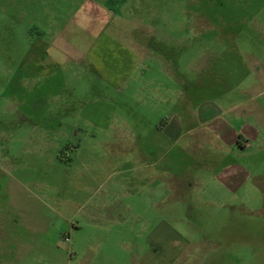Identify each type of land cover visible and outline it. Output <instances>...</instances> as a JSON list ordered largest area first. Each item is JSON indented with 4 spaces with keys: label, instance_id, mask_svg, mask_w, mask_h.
<instances>
[{
    "label": "rangeland",
    "instance_id": "rangeland-1",
    "mask_svg": "<svg viewBox=\"0 0 264 264\" xmlns=\"http://www.w3.org/2000/svg\"><path fill=\"white\" fill-rule=\"evenodd\" d=\"M0 264H264V0H0Z\"/></svg>",
    "mask_w": 264,
    "mask_h": 264
},
{
    "label": "crops",
    "instance_id": "crops-1",
    "mask_svg": "<svg viewBox=\"0 0 264 264\" xmlns=\"http://www.w3.org/2000/svg\"><path fill=\"white\" fill-rule=\"evenodd\" d=\"M169 97H165V101L169 102ZM172 101V98L170 99ZM175 115H171V118L168 119L167 122H165L164 126L160 129V133L163 137H165L168 141H170L173 144H177L178 141L186 138L188 135H192V130L185 131L179 119L177 117H174ZM214 119H217L213 117ZM211 118V119H213ZM207 120L206 122H213L212 120ZM213 126V125H212ZM221 124L219 126H213L212 130L215 134L222 136V139L226 144L229 146H234L238 141L237 137L234 134L233 130H227L224 128V131L220 130ZM201 133H206L205 130L201 131ZM193 134L192 136H194ZM212 136V134H209ZM203 137H205V134H203ZM139 147V183L143 185V190L148 186V184L152 187L154 185V188L151 192V199L156 200L157 197L161 198L162 193L165 191V194L170 191H178L179 190V180L177 179L176 174L173 173L170 169L166 168L165 170L160 165L162 162V155H157L158 153V146L153 148H147V147ZM158 150V151H157ZM159 156V157H158ZM244 172L242 170H232L228 173L227 180H240ZM245 174V173H244ZM235 182V181H234ZM170 187V188H168ZM131 192V191H130ZM128 191V195L125 196V198L134 197V193H130ZM161 201V200H160ZM155 204H158L160 207V202H156ZM157 205V206H158ZM105 211V212H104ZM99 211L93 209L87 212V216L94 217L96 216V213ZM101 212V211H100ZM102 212L106 213L107 209L102 210Z\"/></svg>",
    "mask_w": 264,
    "mask_h": 264
}]
</instances>
